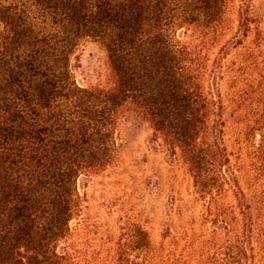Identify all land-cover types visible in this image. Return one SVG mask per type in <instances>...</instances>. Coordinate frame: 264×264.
Wrapping results in <instances>:
<instances>
[{
    "label": "trees",
    "instance_id": "1",
    "mask_svg": "<svg viewBox=\"0 0 264 264\" xmlns=\"http://www.w3.org/2000/svg\"><path fill=\"white\" fill-rule=\"evenodd\" d=\"M226 6L227 0H0V264H90L69 243L81 208L77 183L114 162L117 126L128 112L180 151L213 234L225 236L208 264H264V114L251 113L247 132L258 133L260 143L247 171L240 159L232 162L224 106L207 92L202 56L178 36L189 28L216 30ZM85 40L107 52L112 88L77 85L71 59ZM263 46L259 36L255 47ZM262 63L255 66L264 80ZM256 90L247 81L233 101L241 109ZM260 95L259 103L263 93L254 94ZM229 195L234 204L226 203ZM128 226L135 243L127 247L150 253L147 230ZM129 262L121 255L114 264Z\"/></svg>",
    "mask_w": 264,
    "mask_h": 264
},
{
    "label": "rangeland",
    "instance_id": "2",
    "mask_svg": "<svg viewBox=\"0 0 264 264\" xmlns=\"http://www.w3.org/2000/svg\"><path fill=\"white\" fill-rule=\"evenodd\" d=\"M178 36L202 56L207 92L222 99L225 143L232 162L240 159L251 170L260 137L258 133L249 136L247 127L252 112L264 114V98L259 103L262 95L254 96L260 90L264 95V80L255 66L261 67L264 61L260 54L264 46L255 47L259 36L264 37V0H227L224 21L216 30L189 28ZM250 54L257 59L252 61ZM71 71L81 88L113 87L107 52L95 41L81 43L71 59ZM247 81L255 83L257 90L242 99L240 109L233 100H238ZM116 139L114 162L78 180L81 208L72 222L69 243L90 264H114L121 255L130 264H208L225 236L213 234V225L206 220L210 216L195 195L180 151L134 112L122 116ZM226 203L234 204L232 195ZM130 222L149 233L153 250L147 255L127 247L129 241L135 243L127 237Z\"/></svg>",
    "mask_w": 264,
    "mask_h": 264
}]
</instances>
